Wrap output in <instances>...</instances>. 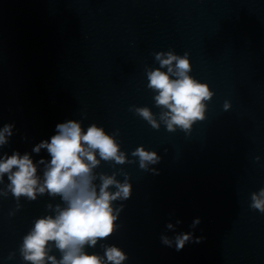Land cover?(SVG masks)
<instances>
[{
  "label": "clouds",
  "instance_id": "1",
  "mask_svg": "<svg viewBox=\"0 0 264 264\" xmlns=\"http://www.w3.org/2000/svg\"><path fill=\"white\" fill-rule=\"evenodd\" d=\"M164 56V53H157L156 59L160 62V67H167L168 71L163 72L157 68L148 72V87L158 92L155 97L157 105L170 110L164 114L168 117V130L174 131V125L188 130L194 121L203 119L202 101L210 99L212 93L207 85L198 83L188 75L190 63L187 53L183 57L172 52L166 54L167 58H163ZM170 73L177 78L171 79ZM228 107L226 103L225 108ZM136 111L154 128L158 127L147 108ZM13 127L12 124H5L0 129V145L8 142L7 137L12 135ZM42 148L47 149L51 160L44 172L43 184L38 188L37 167L28 154L21 156L18 152H13L0 159V180L4 174H8L9 189L15 197L23 195L35 200L37 190L40 194L47 191L51 196L59 195L67 205L62 209L57 205L58 214L54 218L45 216L36 220L23 240L21 253L24 260L31 264H45L46 260L50 264H105L103 257L85 252L84 245L94 247L98 240H105L112 235L120 211L117 209L116 215L113 214L112 202L118 198L127 200L132 193L127 182L121 184L111 176L100 177L102 183L97 192L92 182V169L99 164L96 159L97 151L102 160H115L118 164L125 162L123 153L119 152L118 145L103 128L92 124L85 132L80 123L71 119L58 123L56 134L51 137L50 142H40L33 151L39 153ZM133 155L139 157L141 168H146V162L157 163L160 160L155 152L145 151L142 146ZM39 163L43 164L44 160L41 159ZM110 186H115L117 191L110 192ZM251 199L250 207L264 213V188L258 193H252ZM168 227L171 228L172 225L169 224ZM191 239V233L176 236V250H182ZM203 239L204 237L197 238L196 242ZM161 241L166 246H172L168 237L162 236ZM50 242H54L61 252L59 260L48 255ZM104 256L108 264H122L128 259L127 254L115 245L105 248Z\"/></svg>",
  "mask_w": 264,
  "mask_h": 264
}]
</instances>
